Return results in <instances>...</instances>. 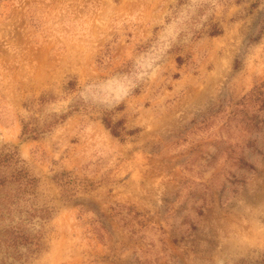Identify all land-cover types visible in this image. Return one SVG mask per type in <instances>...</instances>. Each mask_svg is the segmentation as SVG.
<instances>
[{
  "label": "rangeland",
  "instance_id": "1",
  "mask_svg": "<svg viewBox=\"0 0 264 264\" xmlns=\"http://www.w3.org/2000/svg\"><path fill=\"white\" fill-rule=\"evenodd\" d=\"M1 163L0 264H264V0H2Z\"/></svg>",
  "mask_w": 264,
  "mask_h": 264
},
{
  "label": "bare ground",
  "instance_id": "2",
  "mask_svg": "<svg viewBox=\"0 0 264 264\" xmlns=\"http://www.w3.org/2000/svg\"><path fill=\"white\" fill-rule=\"evenodd\" d=\"M25 55V54H24ZM26 57L28 58V59H30V58H32V59H34V58H38L39 60H43V59H48L47 57H46V55H45V50H42V51H40L39 53H37V52H35L34 51V49H28V51H27V54H26ZM70 57V54H68V53H66V54H64V55H61V56H57V59L60 61V62H64L66 59H68ZM72 57H74V55L72 56ZM66 62V61H65ZM52 63V62H51ZM39 64V63H38ZM42 64V63H41ZM53 64V63H52ZM51 64V65H52ZM35 66V65H34ZM48 66V65H47ZM41 67V66H40ZM32 68V67H31ZM49 68V67H48ZM42 70H43V68H42ZM41 70V71H42ZM46 70V69H45ZM15 71V70H14ZM13 72V71H12ZM14 75V74H13ZM34 75V74H33ZM40 72H38V73H36L35 74V76H37V78H39L40 76ZM43 76L42 77H44L45 75L44 74H42ZM42 79V78H41ZM11 81V80H10ZM255 234V233H254ZM261 235L264 237V230L262 231V233H261ZM242 240V239H241ZM251 241V240H250ZM251 244V243H250Z\"/></svg>",
  "mask_w": 264,
  "mask_h": 264
},
{
  "label": "trees",
  "instance_id": "3",
  "mask_svg": "<svg viewBox=\"0 0 264 264\" xmlns=\"http://www.w3.org/2000/svg\"><path fill=\"white\" fill-rule=\"evenodd\" d=\"M1 1H2V0H0V4H1ZM0 165H3V164L1 163Z\"/></svg>",
  "mask_w": 264,
  "mask_h": 264
}]
</instances>
